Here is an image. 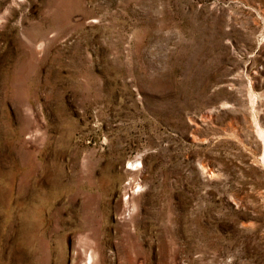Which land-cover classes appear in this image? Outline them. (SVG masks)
<instances>
[{"label":"rangeland","instance_id":"1","mask_svg":"<svg viewBox=\"0 0 264 264\" xmlns=\"http://www.w3.org/2000/svg\"><path fill=\"white\" fill-rule=\"evenodd\" d=\"M0 264H264V0H0Z\"/></svg>","mask_w":264,"mask_h":264}]
</instances>
